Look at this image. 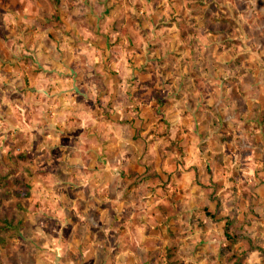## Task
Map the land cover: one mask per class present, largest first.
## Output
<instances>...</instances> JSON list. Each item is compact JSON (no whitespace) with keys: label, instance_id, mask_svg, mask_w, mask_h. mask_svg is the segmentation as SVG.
<instances>
[{"label":"rangeland","instance_id":"1","mask_svg":"<svg viewBox=\"0 0 264 264\" xmlns=\"http://www.w3.org/2000/svg\"><path fill=\"white\" fill-rule=\"evenodd\" d=\"M1 1L6 3L0 9V264H92L86 260L72 262L71 257L82 253L85 245L74 247L75 253H64L60 251L61 248H67L63 244L64 240L87 235V239L94 238V246L100 247L102 239L108 237L112 240L118 232L116 229L107 236L98 227L79 225L69 228L65 224L72 216L68 211L59 210L56 202L58 197L40 189L30 191L33 186L44 189V182L37 181L36 176L32 178L37 166L28 160L30 153L27 154V150L21 147L25 139L22 140L24 135L19 129L20 113L29 104L21 94L23 88H28V75L46 78L66 76L73 79V83H61L63 90L58 89V84L48 83L42 87L49 97L63 92L66 94V90L72 94L85 95L86 103H90L91 110L96 111L97 117L93 116L94 121L90 123L95 128L105 124L104 117L100 120V109L103 112L107 110L109 126H114L109 132L112 140L109 152L117 151L116 143L126 136L124 128L135 125L131 136L137 142V147L127 149L133 153L139 165L138 169L135 167L139 173L134 167L132 171L135 169L134 174H138L135 179H140L138 183L128 180L125 185L129 187L137 184L133 195L130 191H112L114 194L110 195L109 215L113 207L117 206L116 201L126 202L136 198L135 204L140 208L153 206L151 216L149 212L137 208L134 212L131 210L132 213L127 210L121 216L128 222L156 223L153 231H127L141 244L150 242L149 253L144 255L147 259L144 264H264V244H261L264 234L260 229V222L264 220V204L256 195H250L252 190L259 189L258 181L264 177V133L262 135L260 132L261 129L264 131V122L257 124L252 121L246 124L244 130L235 118L234 136L226 127L210 136V142L205 146L211 149L206 157L212 158L213 162L206 165L209 174L204 173V183L200 188L204 196L199 206L205 208L181 216L176 212L177 208L180 212L181 200L177 190L188 182L178 183L176 178H172L173 183L168 186V178L172 173L164 170V165L168 167L170 159L181 155L180 132L176 135L170 133L163 113L172 108V103H179L181 92H193V95H189L190 106L196 105L201 95L210 92L212 104H215L216 109H225L224 112L230 117L233 115V102L224 104L222 98L230 97L235 102L234 110L239 113L243 110L242 100L251 98L248 110L254 115L255 99L264 101V15L257 11L250 15L251 5L246 0H214L219 3L215 11L220 14V18L214 23L205 21L199 27L204 32H216L214 41L220 43L217 52H221L220 59L225 66L216 67L213 69L214 76L211 75L214 63L207 58L210 53L207 47L209 42L203 39L202 53H196L200 58L198 68L184 70V75H189L193 80L182 86L178 96L167 100L163 95L166 83L162 77L169 70L171 75L182 72L180 65L186 55L180 53L170 58L167 55L169 42L167 44V40H164L162 45L156 44V38L150 33L172 27L176 3L166 5L165 0H97L89 8L88 0ZM195 12L202 14V18H211L215 13L207 2L202 1L197 3ZM177 23L175 27L184 36L186 31L197 26L182 20ZM241 29L244 31L241 32ZM36 30L44 31L43 36L34 34ZM226 32L230 33V37ZM245 32L248 33L246 38L240 37V33ZM167 33L172 34L169 31ZM163 34L167 39L166 33ZM36 41L44 47V58L48 57V62L53 60V63L46 62V68L40 66L38 72L37 69L33 72L25 66L27 56L31 55L22 51L28 52L27 46ZM245 43L252 46V52H245L242 48ZM72 46L75 59L71 57L74 63H68L71 55L68 49L72 50ZM58 55L60 60L57 59ZM51 66L53 68L48 69ZM122 94H128L131 99L126 102ZM48 96L43 101L46 104L54 99ZM65 99L67 106L70 98L66 96ZM58 102L52 103L53 109H56ZM204 123L211 132L213 127L216 128L209 116ZM53 136L50 129L39 139L43 143L53 144L58 140ZM227 140L231 141L230 144L220 148V142ZM153 141L157 142L156 146L150 143ZM18 147L19 150H16ZM52 148L50 146L47 150L51 156L56 154ZM250 155L253 160L246 163L243 158ZM223 157L225 164L221 163ZM39 170L42 174L48 172L44 168ZM214 170L216 174H212ZM250 174L255 175L257 180L248 181ZM66 175L69 176V173ZM193 181L199 182L197 179ZM119 185L122 187L121 182ZM149 192L152 194L148 198ZM88 201L91 202L90 199ZM88 201L86 198L85 202ZM208 205H213V213L207 211ZM88 207L93 212V206ZM96 215L94 217L98 219ZM109 215L100 217L99 223L102 224ZM60 216L62 225L59 226ZM170 216L173 222L168 223L167 219L165 224L166 217ZM60 239H63L62 245ZM253 250L254 253L251 252ZM97 258L100 264L101 255H97Z\"/></svg>","mask_w":264,"mask_h":264},{"label":"crops","instance_id":"2","mask_svg":"<svg viewBox=\"0 0 264 264\" xmlns=\"http://www.w3.org/2000/svg\"><path fill=\"white\" fill-rule=\"evenodd\" d=\"M12 1L14 2V0H11L9 3H11ZM93 1L97 0H92L90 2L88 0L89 8L92 7ZM165 1L166 5L170 2H174L177 4V8H174L175 11L172 15L174 16V23H172V27H165L164 29L166 31L156 29L154 31H151L150 35L156 38V44L160 43V45H162L161 43H164V40H167L165 42L167 44L169 42L167 47V55L170 56V58L173 59L174 55H180V53L186 55L184 56V59L182 60L180 65L182 72L176 75H171L172 73H170L169 70L166 71V76L162 77V79L166 83L165 92L163 93V95H165L168 100L171 97L174 98L178 96V91L181 90L182 86L190 83V80H193L192 78H189V75H184V70L187 68L189 69L190 67H194L195 69L198 68L197 62L200 60V58L196 56V53H202V49L206 40L207 42H209L207 47H209L210 50L209 57L207 58L214 63V67L211 69V75L214 76L213 69H215L216 67H221L224 64L220 59L221 52H217L220 43L218 41L217 43L214 41V38L217 37L216 32H204L199 27L200 25L204 24L205 21L214 23V20L220 18V14H217L218 12L215 11V8L219 5V3L215 2L214 0ZM201 1L202 3L207 2V4L215 12L211 15V18H206L205 16L202 18V14L200 15L198 12H195L197 3ZM23 2L25 1L21 0V3ZM246 2L251 5V13H249L250 15H252V13H255V11L260 12L261 15H264V0H246ZM4 3L6 2L0 0V9H2L1 7ZM189 7L192 8L189 9ZM164 13H166V9H164ZM181 20L183 22L187 21L188 24H196L198 27L194 26L190 31H186L184 36L182 35V32H180V29L176 28L178 24L177 21L179 22ZM167 31L172 34H169V36ZM242 31L244 30L241 29V32ZM33 33L36 35L41 34L43 36L44 31L36 30ZM163 33H166V35L168 36L167 39L165 38V34ZM226 34L230 37V33L226 32ZM246 35H248V33L246 32L240 33V37L246 38ZM161 36H163L164 38ZM203 39L206 40L204 41ZM27 48L28 52L27 50L22 51V53L24 54L31 55V57L27 56L28 59L25 65L26 68H30L31 70H33V72L34 69H37L36 71L38 72L40 70V66L46 68L45 63L48 62L49 58H44V47H42V43L39 41H36V43L32 42L31 45L27 46ZM242 48L245 50V52L253 51L252 46L248 45L247 43H245ZM68 52L71 54L70 57H68V63H74V61L71 60V57L72 59H75L73 46L72 50L71 48L68 49ZM185 57H187V60L185 59ZM57 59L60 60L59 55ZM9 60L11 61V59ZM50 62L53 63V60H50L48 63ZM174 67L175 66H171V68ZM50 68L53 67H48V69ZM173 74L175 73L173 72ZM210 80H213V78ZM21 81L22 84H25L23 80ZM27 82L28 88H23L24 92L21 94V96L25 97L26 101L29 102V104L25 108H22L20 113L21 117L19 129L21 134L24 135V137H22V140L25 139L24 142H21V147L23 148V150H27V154L30 153V157L28 160L32 161L33 164L37 166L34 175H32V178L33 176H36V178L38 179L37 181H40L41 183L44 182V189L33 186L32 189L29 190L33 192L40 189L42 191L50 193V195L53 197H58L56 202L58 207L60 208L59 210L65 212L68 211L69 215L72 216V219L70 218V221L68 223H64L65 225H68L69 228H77L79 225L90 228L98 227L101 228L107 234V236L109 234H112L116 229L118 231L116 236L113 237L112 240H109L108 237L107 239H102L100 247L94 246V244L96 243L94 238L92 239V237H89V239H87V235L70 237L66 239V241L64 240V243L62 241L63 239H60V244L62 245L63 243L65 247H67L64 249L61 248L60 251L64 253H67L68 251L69 253H75L76 250H73V248L77 247V245L79 244H84V250L81 249L83 252L79 254V252L77 251L78 255L75 256L76 259L74 257H71L72 262L86 260V262L91 261L92 264H98L97 255L100 254L102 259L100 264H144L145 260H147L145 256L149 253L150 242L141 244L140 240L134 238L133 235H128L129 232L127 231L131 229L139 232L144 229H146L147 231H153L156 229V223L154 224L151 221H145L143 224H138L134 222H128L125 219H122L121 216L127 210L129 212H131V210L134 212L135 208H137L138 210H142L143 212H149L151 216V209L153 206L151 208H148L145 205L143 208H140L139 205L135 204L136 198L126 202L119 201L118 203L116 201L117 206H115V208L113 207V212L111 215H109V211L111 209L110 195L114 194L112 193V191H130L133 195L135 194L134 186H137V184L129 187H126L125 185L128 180L138 183L140 179L138 178L136 180L135 178L137 176L135 177V175L138 174H134V171L136 169L135 167H137L138 169L139 165L136 164V159L134 158V156H132L133 153H131L127 149L128 147H132V149H134L135 146L137 147V145L135 144L137 142H135L134 137L131 136L132 131H134L133 127L135 125H132V127L128 125L127 128H124V131L126 132L124 134L126 136L122 140H118V142L116 143L117 151L115 153L109 152L110 146H112V140L110 141L109 132L110 129L114 126H109V115L106 114L108 113L107 110L103 112V110L100 109V120H102V118L104 117L105 124L104 126L100 124L99 127L97 126L98 128H95L90 123L94 121L93 116H96V111H92L90 103H86L85 95L80 93L72 94L68 90H66V94L64 92L53 94V96L50 97H54V99L48 100H51V106L52 103L56 100L59 101L55 106L56 109H53V106L51 107L50 104H46L45 102H43L48 96V93L44 91V87H42V85H46L48 83H51L52 85L58 84L59 89L62 88L61 83H73V79H69V77L66 76H63L61 78L58 76L57 78H46L42 76L33 77L31 75H28ZM257 83L258 82H253L252 84ZM63 89L64 88H62V90ZM127 95H121V97H123L126 102L128 101V99H131ZM189 95H193V92H191L190 94L181 92V94L179 95V103H175L174 105L172 103V108L168 110L166 109L163 112L165 113L164 118H166V125L170 133L176 135L178 132H180L179 145L181 147V155L170 159L168 167L166 166V164L164 165V170L169 174L172 173L168 178V186H171V184L173 183L172 178H176V182L178 183H183L185 181L188 182L187 185L183 184V186L181 188H178L177 190V196L181 195V200L179 206L180 212L178 208L176 212L180 213L181 216L192 214L194 211L198 212L199 209L203 210L205 208L203 205L199 206V204L203 203L201 199L204 196V193L200 192V188L204 183V173L209 174L208 172H206V165H210L211 162H213L212 158H209V156L206 157L208 154V150L211 149L210 147L208 149V147L205 146L209 144L208 141L210 142V136H214V134L218 133L220 131V128L223 127L230 129L233 132L232 136H234L233 128L235 127V118L240 121V125H243L242 129L244 130L246 124H251L252 121L257 124H261V122H264V115H262V109H264V101L261 99H255L256 111L255 114L252 115V113L248 110L249 103L252 102L251 98H244L242 100L243 110L240 113L234 110L235 102L230 97L227 96L226 98H222V102H225L224 104L233 102L231 106L233 115L230 117L227 115V112H224L225 109H216L215 104H212L211 102L212 100L210 92L201 95L200 100L198 99L196 105L193 106H190L188 104ZM195 95L196 93H194L193 97H195ZM66 96L70 98L68 99L69 105L67 106H65V101L67 100L65 99ZM192 99L196 100V98ZM125 112L128 111L125 110ZM236 113H238V117H236ZM132 116L134 117L135 115ZM207 116H209L213 120L216 126V128L213 127L212 132L211 130H209V127L207 125H204V120ZM41 117H44V119H42ZM54 124L56 125L55 128ZM48 126H52L50 129H52V133L55 135L53 137L58 138V140L56 142H53V144L43 143V141L39 139L41 135L48 133V130H50L48 129ZM260 132L263 135L264 131L262 129ZM36 137H38V140H36ZM171 138L172 136H170V139ZM228 140L220 142V148L224 145L230 144L231 141ZM150 143H152V145L154 146H156L157 144L156 141ZM50 146H52V149H54L56 152V154L53 153L52 156L47 152ZM150 148H152L151 145ZM17 149L19 150V147L16 148V150ZM129 149L132 150L131 148ZM134 154L137 155L135 152ZM131 156L133 157V160L131 159ZM222 159L223 160L221 163L224 162L225 164L224 157ZM243 159L244 161H246V163H249L252 162L253 157L250 155L249 157H245ZM234 161L236 160L234 159ZM236 162H234L233 164H236ZM132 167L135 168L133 169V171ZM40 168H44V170H48V172L46 171L42 174L37 171ZM210 168L212 169L213 166H211ZM52 169H54V171ZM137 169L136 173H139ZM216 170L212 171V174H216ZM66 173H69V176H67ZM258 174L263 176L262 173ZM220 175L222 174L220 173ZM208 178L209 175L207 176V179ZM194 179H197L199 182H194ZM222 180H225V178H222ZM254 180H257L256 176L250 174L248 181L251 182ZM259 180L261 181H258L259 189L256 188L252 190V193L250 195H256V197L262 200L261 204H264V177ZM27 181L28 180L26 179V182ZM54 182L55 184L53 185ZM120 182L122 183V187H120L119 185ZM130 187H132V189H130ZM119 191H116V193H118ZM151 194L152 193L149 192V195L146 197L149 198ZM86 198L87 201L88 199H90L91 202H85ZM60 201L64 202V205L62 204V207ZM88 206H93V212H91V209ZM170 207L172 208L173 205H170ZM212 207L213 205H208L207 211L213 213ZM90 212L93 213V216L92 214H90ZM105 214L109 215V218L106 219L102 224H100L98 219H100V217H103ZM262 214L264 215V210L262 211ZM94 215L99 218L96 219ZM58 219L60 222L62 220L61 216ZM167 219L169 220L168 223L173 222V219L170 216V218L166 217L164 221L165 224H167ZM188 223L189 222H187V224ZM58 224L59 226L60 224L62 225V221ZM260 229L264 234L263 219L260 222ZM261 240V244H264L263 236L261 237ZM199 241L203 243L201 239H199ZM251 252L254 253L255 250ZM60 255L61 254H58V256Z\"/></svg>","mask_w":264,"mask_h":264}]
</instances>
